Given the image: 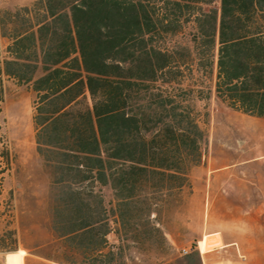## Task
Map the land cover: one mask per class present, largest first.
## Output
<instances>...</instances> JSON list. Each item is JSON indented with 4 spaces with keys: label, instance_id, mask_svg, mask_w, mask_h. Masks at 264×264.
<instances>
[{
    "label": "trees",
    "instance_id": "1",
    "mask_svg": "<svg viewBox=\"0 0 264 264\" xmlns=\"http://www.w3.org/2000/svg\"><path fill=\"white\" fill-rule=\"evenodd\" d=\"M0 37V103L5 79L34 96L53 238L42 257L202 264L195 249L166 257L158 220L203 161L183 78L215 64L217 98L264 119V0H35L0 11Z\"/></svg>",
    "mask_w": 264,
    "mask_h": 264
},
{
    "label": "rangeland",
    "instance_id": "2",
    "mask_svg": "<svg viewBox=\"0 0 264 264\" xmlns=\"http://www.w3.org/2000/svg\"><path fill=\"white\" fill-rule=\"evenodd\" d=\"M34 1L0 0V11L30 5ZM5 41L7 46L8 41ZM185 72L183 87L194 89L190 103L204 130L201 150L202 164H205L210 125L226 118L230 108L216 96L215 64L208 76L197 71L195 64L191 73L187 70ZM3 84L4 99L0 103V168L3 166L5 175L0 176V260L5 264L8 255V264H23L22 255L11 253L24 251L25 264H53L42 257L51 254L53 238L45 199L48 183L41 173V160L36 153L34 139V96L28 86H20L7 79ZM196 167L190 171L191 187L182 191L159 213L158 220L165 233L174 237L167 238L172 248L166 256L169 258L181 257L194 250L193 227L179 228L178 213L181 211L185 215L187 207L193 209ZM107 196H110L109 192ZM110 241L116 243V238L111 236ZM5 248L16 250H3Z\"/></svg>",
    "mask_w": 264,
    "mask_h": 264
},
{
    "label": "crops",
    "instance_id": "3",
    "mask_svg": "<svg viewBox=\"0 0 264 264\" xmlns=\"http://www.w3.org/2000/svg\"><path fill=\"white\" fill-rule=\"evenodd\" d=\"M5 48L0 37L2 57ZM209 131L205 164L195 168L193 209L179 211L178 227H193L202 264H264V119L229 109ZM11 254L25 264L24 251Z\"/></svg>",
    "mask_w": 264,
    "mask_h": 264
}]
</instances>
